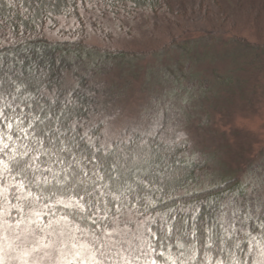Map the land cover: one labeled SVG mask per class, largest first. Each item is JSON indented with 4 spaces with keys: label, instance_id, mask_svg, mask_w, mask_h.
I'll use <instances>...</instances> for the list:
<instances>
[{
    "label": "trees",
    "instance_id": "obj_1",
    "mask_svg": "<svg viewBox=\"0 0 264 264\" xmlns=\"http://www.w3.org/2000/svg\"><path fill=\"white\" fill-rule=\"evenodd\" d=\"M15 3L16 7L8 8L5 0H0V5H4L0 7V107L11 103L14 107L18 105L17 113L21 109L28 113L32 109L27 105L34 108L39 101L45 109L51 107L56 115H61L63 109L66 115L95 131L100 136L98 143L110 144L113 152L124 147L122 141L129 135L138 140L140 132L155 128L153 136L143 137L151 145L146 165L148 187L140 191L139 201L129 196L130 217L127 214L121 217L122 221L129 220L128 226L143 222V240L136 242L139 253L135 264H145L147 258L155 264H172L173 260L176 264H216L218 260L231 264L233 256L242 264L243 261L252 264L256 241L264 244L261 185L252 189L249 181L232 177L205 187L206 157L195 149L189 134L180 129L175 112L165 106L157 109L154 102L144 123L132 122L118 137L106 138L105 132L116 117L110 113L111 104L119 93H114L100 76L112 71L116 62L134 67L129 60L141 56L133 51L88 46L86 41L95 37L108 39L113 30L129 37L135 26L147 25L144 23L147 19L151 22V17L163 13L168 7L167 0H15ZM88 57L94 58L95 67ZM95 57L108 62L102 73V69H96L99 61ZM156 150L167 157L164 165L151 159ZM33 191L41 192L36 188ZM50 195L49 190L43 191L37 205V210L45 214L43 221H47L45 217L59 218L68 211L60 205L45 207L56 199L44 198ZM10 199L16 203L13 197ZM33 217L26 211L24 220L29 223ZM8 219L9 223H15L20 217L13 210ZM248 233L256 237L251 244Z\"/></svg>",
    "mask_w": 264,
    "mask_h": 264
},
{
    "label": "rangeland",
    "instance_id": "obj_2",
    "mask_svg": "<svg viewBox=\"0 0 264 264\" xmlns=\"http://www.w3.org/2000/svg\"><path fill=\"white\" fill-rule=\"evenodd\" d=\"M167 5L151 22L147 19V25L135 26L132 35L126 34L129 37L113 30L108 39L86 41L88 46L141 56L129 60L134 67L116 62L112 71L100 76L119 93L111 104L110 113L116 117L106 138L118 137L132 122L144 123L153 102L156 108L165 106L175 112L180 129L206 157L205 187L238 177L249 181L252 189L261 185L259 194L264 199V0H167ZM87 59L95 67L94 58ZM96 61L102 73L108 62ZM199 85L201 90L191 89ZM157 151L151 159L164 165L167 157ZM58 219L45 217L43 221V215L38 220L34 216L45 226L43 232L37 229L36 236L44 237L45 243L57 240L48 235L52 229L46 226ZM62 225L53 223V228L59 230ZM142 225L141 221L128 226L132 229L128 238L136 248L137 240H143ZM28 227L36 229L37 225L24 220L16 231ZM32 241L29 237L17 244L31 248ZM45 251L51 250L33 253L30 264L44 257ZM144 263L152 264V260ZM39 264L50 261L44 257Z\"/></svg>",
    "mask_w": 264,
    "mask_h": 264
},
{
    "label": "snow or ice",
    "instance_id": "obj_3",
    "mask_svg": "<svg viewBox=\"0 0 264 264\" xmlns=\"http://www.w3.org/2000/svg\"><path fill=\"white\" fill-rule=\"evenodd\" d=\"M5 4L8 8L16 7L15 0H5ZM19 91L17 86L16 92ZM16 107L11 103L0 107V240L7 242L0 244V264L13 261L30 264L29 257L42 248L51 250L44 252L50 264H135L137 248L128 238L132 229L128 228L129 220L122 221L121 217L126 214L130 217L129 196L139 201L140 191L148 187L146 165L151 145L143 137L153 136L155 128L140 132L138 140L129 135L122 141L124 147L113 152L110 144L98 143L100 136L95 131L66 115L63 109L61 115H56L51 107L45 109L39 101L34 108L27 105L32 109L28 113L23 109L17 113ZM33 188L41 192L36 193ZM45 190L51 192L45 199L56 198L51 206L45 207L60 205L68 210L57 221L48 222L46 227L52 229L48 235L58 239L47 243L44 237L36 236L37 229L45 231V226L37 222L45 215L37 210ZM10 196L16 203H12ZM13 210L20 219L9 223ZM26 211L37 217V220L29 219V224H36L37 228L16 231ZM80 221L85 223L82 225ZM61 222L59 230L53 228V223ZM248 235L251 244L256 237ZM29 237H33L31 248L17 244ZM42 258L32 259L31 264H39ZM216 264L224 262L218 260ZM231 264L242 262L233 256ZM252 264H264V244L260 241H256Z\"/></svg>",
    "mask_w": 264,
    "mask_h": 264
}]
</instances>
